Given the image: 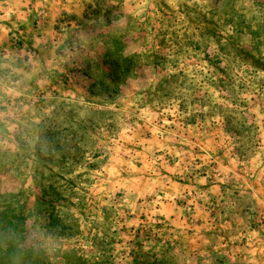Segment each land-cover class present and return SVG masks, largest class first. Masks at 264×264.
Returning <instances> with one entry per match:
<instances>
[{
	"label": "rangeland",
	"instance_id": "obj_1",
	"mask_svg": "<svg viewBox=\"0 0 264 264\" xmlns=\"http://www.w3.org/2000/svg\"><path fill=\"white\" fill-rule=\"evenodd\" d=\"M0 211L53 264H264V0H0Z\"/></svg>",
	"mask_w": 264,
	"mask_h": 264
},
{
	"label": "trees",
	"instance_id": "obj_2",
	"mask_svg": "<svg viewBox=\"0 0 264 264\" xmlns=\"http://www.w3.org/2000/svg\"><path fill=\"white\" fill-rule=\"evenodd\" d=\"M119 54H116V68L121 70V76H126L130 72V66L121 67L122 56ZM125 61L133 63V57L126 58ZM116 80H119L117 76ZM24 228V216L21 213L8 214L6 211H0V264L3 261L11 262V264H53L48 259L46 261L42 253L34 247L21 246L20 241H25L26 238ZM14 259L17 260L16 263Z\"/></svg>",
	"mask_w": 264,
	"mask_h": 264
}]
</instances>
